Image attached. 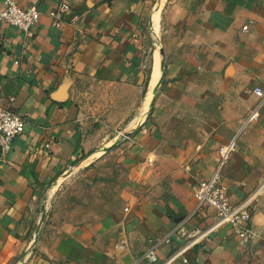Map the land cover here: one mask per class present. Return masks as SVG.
<instances>
[{
    "label": "crops",
    "instance_id": "0c3cea01",
    "mask_svg": "<svg viewBox=\"0 0 264 264\" xmlns=\"http://www.w3.org/2000/svg\"><path fill=\"white\" fill-rule=\"evenodd\" d=\"M16 3L41 17L33 37L0 22V106L28 117L0 153V264H264V104L246 124L264 0ZM235 137L224 176L233 203L258 192L250 244L195 195ZM195 228L209 234L168 261Z\"/></svg>",
    "mask_w": 264,
    "mask_h": 264
},
{
    "label": "built area",
    "instance_id": "2783aa9c",
    "mask_svg": "<svg viewBox=\"0 0 264 264\" xmlns=\"http://www.w3.org/2000/svg\"><path fill=\"white\" fill-rule=\"evenodd\" d=\"M70 10L69 4H62L58 9L51 12L53 25L57 28L62 26L64 15ZM41 17V11L36 6L27 8L21 7L16 0H5L0 7V22L14 26L22 30L28 37L34 36V27ZM254 94L260 98L259 105L253 110L246 121V124L256 122L260 118V110L264 104V88L256 87ZM28 121L26 115L15 112L9 108L0 106V153L7 154L12 150L14 139L25 131ZM239 149L238 138H233L230 142L219 147L218 162L210 178L200 182L196 188L197 209H213L216 213V227L224 225L231 226L245 244L252 243L257 232L252 225L254 212L256 209V198L258 192L240 203H233L230 198L229 187L225 182L224 170L233 155ZM153 161V158L150 159ZM184 221L180 222L173 232L163 241L173 243V236L184 230ZM209 234V230L199 228L185 231V242L182 247L176 249L168 261L185 259L187 250L203 242ZM151 263H159V254L156 249L149 250L143 256Z\"/></svg>",
    "mask_w": 264,
    "mask_h": 264
},
{
    "label": "rangeland",
    "instance_id": "374dc122",
    "mask_svg": "<svg viewBox=\"0 0 264 264\" xmlns=\"http://www.w3.org/2000/svg\"><path fill=\"white\" fill-rule=\"evenodd\" d=\"M119 135V134H118ZM121 136V135H120ZM76 173H77V168H74V169H70L68 172H67V174H66V176L65 177H72L71 178V180L72 179H74V177L76 176ZM54 199V195L53 194H50L49 193V195H48V205H47V208L49 207L50 208V202L52 203V200Z\"/></svg>",
    "mask_w": 264,
    "mask_h": 264
},
{
    "label": "bare ground",
    "instance_id": "6f19581e",
    "mask_svg": "<svg viewBox=\"0 0 264 264\" xmlns=\"http://www.w3.org/2000/svg\"><path fill=\"white\" fill-rule=\"evenodd\" d=\"M157 65V64H156ZM53 192V191H52Z\"/></svg>",
    "mask_w": 264,
    "mask_h": 264
}]
</instances>
